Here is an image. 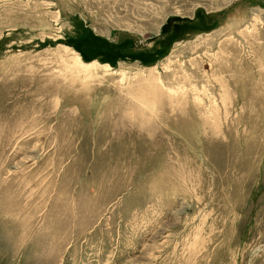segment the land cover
I'll use <instances>...</instances> for the list:
<instances>
[{
  "label": "rangeland",
  "instance_id": "1",
  "mask_svg": "<svg viewBox=\"0 0 264 264\" xmlns=\"http://www.w3.org/2000/svg\"><path fill=\"white\" fill-rule=\"evenodd\" d=\"M0 264H264V0H0Z\"/></svg>",
  "mask_w": 264,
  "mask_h": 264
},
{
  "label": "bare ground",
  "instance_id": "2",
  "mask_svg": "<svg viewBox=\"0 0 264 264\" xmlns=\"http://www.w3.org/2000/svg\"><path fill=\"white\" fill-rule=\"evenodd\" d=\"M74 53H75V62H76V67H75V70L76 72L78 71H83L86 72V69L87 68H90V67H95V66H98V65H102L100 64L99 62H91V63H85L84 60L82 59L80 53H78L77 51L75 50H72ZM104 67L106 68H110L111 66L109 64H105L103 65ZM227 66V65H226ZM89 71V70H88ZM162 84V83H161Z\"/></svg>",
  "mask_w": 264,
  "mask_h": 264
}]
</instances>
